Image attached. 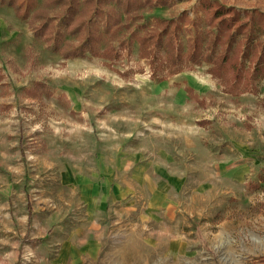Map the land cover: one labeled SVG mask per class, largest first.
Masks as SVG:
<instances>
[{
    "label": "rangeland",
    "instance_id": "1",
    "mask_svg": "<svg viewBox=\"0 0 264 264\" xmlns=\"http://www.w3.org/2000/svg\"><path fill=\"white\" fill-rule=\"evenodd\" d=\"M21 1L26 18L0 4V136L25 167L22 213L0 196V264H264V61L247 51L264 0H67L71 19Z\"/></svg>",
    "mask_w": 264,
    "mask_h": 264
},
{
    "label": "trees",
    "instance_id": "2",
    "mask_svg": "<svg viewBox=\"0 0 264 264\" xmlns=\"http://www.w3.org/2000/svg\"><path fill=\"white\" fill-rule=\"evenodd\" d=\"M53 1L56 2V3H63V4H65V2H66L65 8L68 9L67 10L68 12L66 14L68 15L69 19H71L72 16L77 13V8L76 7H71V2L70 1H67V0H65V1L64 0H53ZM22 3H23L22 1L19 2L18 4H16V3H14V0H0V4L11 5V6L13 5L14 9H15V13L17 14V16L19 18H26L28 14H27V12L25 10H23ZM92 4H93V2H92ZM213 5L216 6V8H213V10H212L213 11V13H212L213 17H215V18H220L221 17V19L224 18V20H225V19H228V18H225V17L227 15H229L230 18H229V20H227L229 22L228 24H232L234 20L235 21L237 20L238 16L233 14L234 11H235L233 8H225V6L223 4L220 5L218 3H214ZM243 25H244V23L238 24V29H240ZM40 26L38 28H35V29H38L39 33H40V31H42V27H40ZM39 28H40V30H39ZM255 28L257 30H259L260 32H264V25L263 24H261V25L257 24V26H255ZM224 29L227 31V35H228L227 37H225L224 39H219V38H221L220 36L213 35V39H212V46L214 47V49L216 47V44L219 43V42H221L222 45H223V54H222L223 57L221 59V61H223V62H224V59H226L227 54L232 52L233 37L236 35V29L235 30H231V28H229V25H226V26H224V28H222L223 32H224ZM45 30L47 31V27H46ZM205 34L208 35V32H206ZM245 36L246 37H245L244 44L246 46L248 44L249 40H250V34H246ZM86 44H87V47L90 50L92 42L89 40ZM256 48L257 47L254 46V43H251V45L249 47H247V51H249V50L251 51V53L248 55L249 58H252L253 55L256 56V58H255L256 59V63H254V65H256L255 68H256V71L258 73V68H259L258 63L261 60L264 61V42L259 43V45H258V48L261 50L260 52H259V49H258L256 51V53H254ZM54 49L56 51H59V47L58 46H55ZM90 51H92V49ZM243 53H244V50H243ZM173 55H174V57L175 56L177 57V53L175 55V53L173 52ZM261 71L264 72V70H261ZM27 208H28V217H30L31 210H30V205L29 204L27 205Z\"/></svg>",
    "mask_w": 264,
    "mask_h": 264
},
{
    "label": "crops",
    "instance_id": "3",
    "mask_svg": "<svg viewBox=\"0 0 264 264\" xmlns=\"http://www.w3.org/2000/svg\"><path fill=\"white\" fill-rule=\"evenodd\" d=\"M1 139L2 136H0V141ZM14 144V142L5 143L2 139V147H0V196L5 198V203L1 205L4 209L10 210L12 207H18L16 211L21 214L23 198L20 190L24 188L25 167L24 163L20 162V154ZM20 182H23L22 186Z\"/></svg>",
    "mask_w": 264,
    "mask_h": 264
}]
</instances>
